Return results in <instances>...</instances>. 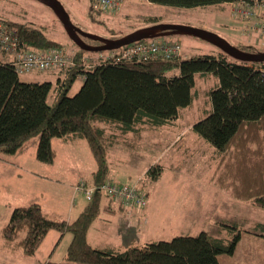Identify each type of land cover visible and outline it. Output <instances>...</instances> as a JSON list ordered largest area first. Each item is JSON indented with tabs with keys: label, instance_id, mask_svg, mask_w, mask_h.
Here are the masks:
<instances>
[{
	"label": "trees",
	"instance_id": "16d2710c",
	"mask_svg": "<svg viewBox=\"0 0 264 264\" xmlns=\"http://www.w3.org/2000/svg\"><path fill=\"white\" fill-rule=\"evenodd\" d=\"M146 1L177 8L220 4L253 8L264 3V0ZM89 13L95 20L107 12L92 4ZM2 27L16 36L19 48L24 51L64 47L50 39L44 27L0 17ZM71 43L77 48L78 57L83 53L93 56L94 53L84 52ZM247 48L249 52L257 51L252 45ZM176 69L178 75L173 74ZM48 72L55 74L54 84L23 82L9 56L0 51V158L16 155L38 137L36 159L52 165L56 158L53 139L65 142L84 139L97 164L89 183L97 188V193L92 201L87 200L85 210L73 222L51 218L39 203L15 207L1 231L4 248L20 249L24 255L33 256L54 230L61 236L71 233L72 240L64 262L45 264H219L220 255L234 253L242 237L235 224L224 225L227 237L222 232L213 236L203 231L196 236H176L170 241L135 243L123 251L95 248L88 235L101 211L110 210L103 207L101 187L110 180L108 155L114 143L129 133L139 132L143 126H173L180 109L192 103L197 75H213L218 80L210 92L211 114L192 128L216 150L221 160L215 182L234 199L264 209V62L239 61L222 51L188 59L100 61L91 69L76 65ZM81 75L84 82L80 90L69 96L73 83ZM53 86L58 100L50 106L48 98ZM162 171L156 164L147 176L157 181ZM108 201L115 204L111 199ZM254 233L264 238V225Z\"/></svg>",
	"mask_w": 264,
	"mask_h": 264
},
{
	"label": "rangeland",
	"instance_id": "374dc122",
	"mask_svg": "<svg viewBox=\"0 0 264 264\" xmlns=\"http://www.w3.org/2000/svg\"><path fill=\"white\" fill-rule=\"evenodd\" d=\"M60 1L77 27L104 38H120L156 24H177L213 32L244 50H249L247 47L252 45L257 51L264 52L263 22L255 17L247 21L238 18L235 5L231 8L227 4L177 8L146 0H123L120 12L105 13L100 17L96 16L94 20L89 13L93 4L91 0ZM0 17L38 28L44 27L50 39L64 45L61 49L78 53L53 11L38 0H0ZM168 39L181 44L182 59L222 53L216 46L195 37L171 36ZM173 74L178 75L179 70L176 69ZM19 78L23 82L51 81L53 84L56 80L55 74L51 72L24 74ZM214 79L213 75L195 77L192 103L180 109L173 126L147 127L138 136L119 138L108 157L109 179L119 184L134 185L147 193L151 220L148 225L136 228L126 238L127 241H170L176 236H196L203 231L213 236H220L222 232L227 237L224 225L235 224L244 240L236 246L233 254L220 255L219 264H264V240L255 243L247 238V233L261 231L264 209L234 199L228 190L216 184V177L222 167L221 160L216 150L191 129L196 122L211 114L210 92L218 84V80L215 83ZM83 82L84 76L81 75L73 83L68 95H76ZM54 89L55 86L48 98L50 106H54L58 100ZM37 142L38 137H35L28 142L25 152L5 158L6 162L11 160L15 164L0 162V264H45L48 259L64 262L71 242V233L62 240L59 239L60 234L53 230L33 256L24 255L20 249L11 251L4 248L1 225L5 218V223L9 220L6 217L7 207L9 212L14 206L24 204L18 199L31 198L30 200L42 202L51 218L57 220L67 217L72 211H82L89 203L82 194L73 195L75 185L81 181L89 184L92 172L97 168L87 141L79 139L63 143L59 139H53L52 147L58 153V160L54 165L36 160L34 148ZM17 161L23 164L18 166ZM156 164L162 167V176L159 180L152 181L147 172L153 167L151 165ZM3 169L4 179L1 178ZM16 175L21 177L16 178ZM58 197L59 201L55 202ZM106 200L108 199L103 196L102 201ZM10 203L13 204L11 208ZM121 215L122 212L117 218L118 230L115 215L101 211L89 234L90 242L95 248L116 247V250L123 251L130 246L128 244L125 247L123 240L120 243L122 238L119 231L123 236L130 235L134 228L135 214L132 217L133 227L128 233H124L120 224ZM104 222L108 226L106 232L99 227ZM146 222L145 217L144 223ZM118 236L120 239H117Z\"/></svg>",
	"mask_w": 264,
	"mask_h": 264
},
{
	"label": "built area",
	"instance_id": "2783aa9c",
	"mask_svg": "<svg viewBox=\"0 0 264 264\" xmlns=\"http://www.w3.org/2000/svg\"><path fill=\"white\" fill-rule=\"evenodd\" d=\"M92 3L107 13H117L122 9L123 0H92ZM263 12L259 15V8ZM236 15L242 20L262 16L264 19V3L256 4L251 8L248 5H240L235 8ZM264 29V22L262 24ZM0 51L5 52L10 59L15 71L19 75L34 72L61 71L71 69L76 65H82L91 69L100 61L122 62V61H150L157 58L172 59L180 57L181 44L172 39H156L136 42L120 49L94 53L89 56L83 53L78 57L77 51L65 52L63 49L54 48L47 51L21 50L16 36L6 30L0 29ZM104 197L111 199L116 205L122 207L120 224L124 233H128L133 227V215L141 212L147 206V193L141 191L134 185L119 184L108 180L102 187ZM97 193V188L88 185L84 181L74 187V195L82 194L86 200L92 201Z\"/></svg>",
	"mask_w": 264,
	"mask_h": 264
},
{
	"label": "water",
	"instance_id": "95a60500",
	"mask_svg": "<svg viewBox=\"0 0 264 264\" xmlns=\"http://www.w3.org/2000/svg\"><path fill=\"white\" fill-rule=\"evenodd\" d=\"M38 1L53 11L60 24L63 26L68 38L84 52L98 53L116 50L147 39H157L171 36H191L216 46L221 51L236 60L251 63L264 62V52L246 51L240 47L232 45L226 39L213 32L187 25L156 24L150 27L138 29L128 35L115 39L89 34L73 23L69 12L60 0ZM84 39L97 42L100 45L89 44L85 42Z\"/></svg>",
	"mask_w": 264,
	"mask_h": 264
},
{
	"label": "crops",
	"instance_id": "0c3cea01",
	"mask_svg": "<svg viewBox=\"0 0 264 264\" xmlns=\"http://www.w3.org/2000/svg\"><path fill=\"white\" fill-rule=\"evenodd\" d=\"M228 6H230V8L232 7V5H228ZM259 10H260V13H259V15H261L262 13L261 12H263V10H262V7L261 8H259ZM255 18H258L259 19V21H261V22H264V19L262 18V16H257V17H255ZM251 20H253V18L251 19ZM263 24V23H262ZM250 25V24H249ZM257 26V25H256ZM246 27H248V26H246ZM34 73H40V72H34ZM31 74V73H30ZM215 81V83L217 82V78L215 77V79H214ZM147 127H149V126H143L141 129H140V131L139 132H137V133H129L128 135H125V136H123V137H121V138H125V139H128V137L129 136H133V135H135V136H138L141 132H143V131H145L146 130V128ZM193 128V126H191V129ZM132 134V135H131ZM61 142H63V143H67V142H65V141H62V140H60ZM129 144V146H133V144H131V143H128ZM37 146H38V142H37V145H36V143H35V148H34V151H35V153H36V150H37ZM113 149V148H112ZM111 149V150H112ZM25 150H26V147L23 149V151H21V152H19V153H17L16 155H20V154H22L23 152H25ZM56 151V150H55ZM111 152V151H110ZM109 152V153H110ZM15 155V156H16ZM108 157H109V155H108ZM6 158H8V157H6ZM10 158V157H9ZM12 158V157H11ZM14 158H16V157H13V159ZM37 160V159H36ZM57 160H58V153H57V151H56V158H55V162H54V164H56V162H57ZM5 162L6 164H9V163H11V164H13L14 162L13 161H11V160H9L8 162H6L5 161V158L4 159H1L0 158V162ZM15 164V163H14ZM18 164V166H21L22 164H23V162H20V161H17V163H16V165ZM53 164V165H54ZM151 166H154V165H151ZM150 166V167H151ZM149 167V168H150ZM148 171V170H147ZM146 171V172H147ZM94 173V171L92 172V174ZM2 175H1V178L2 179H4V169H3V171H2V173H1ZM21 177V175H16V178H20ZM161 178V177H160ZM91 179H92V175H91ZM90 179V180H91ZM75 185V184H74ZM73 185V186H74ZM127 185H129V184H127ZM0 194H1V192H0ZM74 195V194H73ZM18 196V195H17ZM20 197H21V195H19ZM22 198H20V199H18L19 201H23L24 202V204H20V205H16V206H14L13 208H12V210L10 209L9 210V212H8V207L6 208V211H7V214H6V217H7V219H8V217L10 218V216L9 215H11V213H12V211H13V209L15 208V207H19V206H27V205H29V204H32V203H39L41 206H42V208H43V210H44V212H46L49 216L51 215L49 212H48V210H46V208L44 207V205H43V203L42 202H40V201H37V200H30L29 198H24V199H22ZM57 201H59V197L56 199V201L55 202H57ZM102 203H103V207L104 208H107V207H109L110 208V210L109 211H107V213H109V214H114L115 215V217H116V219H115V223H116V225H117V218H118V215H120V213L122 212L123 213V210L124 209H122V208H119L118 207V205H115V204H112L110 201H108V200H106V201H102ZM12 205L13 204H9V206H10V208L12 207ZM86 208V207H85ZM85 208L82 210V211H79V212H74V211H72L71 213H69L68 214V216L66 217V216H63L64 218H62V219H60V220H66V221H68V222H73L78 216H79V214H81L84 210H85ZM121 209V210H120ZM106 212V211H105ZM194 214H196V215H199V214H197V213H194ZM202 215V214H201ZM149 216H151V214H149V204L147 205V207H146V209H145V211L141 214V212L140 213H137L136 214V212H135V218H134V228H133V230H132V232L130 233V235H127V236H123L122 234H121V232L119 231V235L121 236V238L122 239H120V237L118 236L117 237V239H120V243L122 244V240H123V245L126 247L128 244L131 246V245H133V244H135V243H138V242H135L136 240H134V239H131V240H129V241H127L126 240V238H128V237H130L132 234H133V232L136 230V228H138V229H140L141 227H143V225H148L149 224V222H150V220H151V217L149 218ZM192 216V215H191ZM50 217H52V216H50ZM146 217L147 218V222L146 223H144V218ZM54 219V218H53ZM55 220H57V219H55ZM5 221H7L6 220V218H5V220H4V222H3V225H1V231H2V229H3V227L5 226ZM107 222H108V220H107ZM99 227H101L104 231L108 228V226L105 224V222L104 223H102V225L101 226H99ZM117 228H118V230H119V227H118V225H117ZM57 232V231H56ZM106 232V231H105ZM104 232V233H105ZM60 234V233H59ZM68 233H66V234H64L63 236H61V234H60V236H59V239H62V240H64V238H66V235H67ZM89 234H90V232H89ZM106 234V233H105ZM49 235V234H48ZM48 235H47V237H48ZM72 236V235H71ZM113 236H115V235H113ZM47 237L45 238V240L44 241H46V239H47ZM107 237L109 238L110 237V235H107ZM88 238H89V242H90V237H89V235H88ZM247 238H248V240L249 241H251V242H255V243H259V242H263V240H264V238L263 237H261L260 235H258V234H255V233H247ZM58 239V240H59ZM71 240H72V237H71ZM70 240V241H71ZM243 237H241V239H240V241H239V243L237 244V245H239L240 243H242L243 242ZM129 242V243H128ZM91 243V242H90ZM140 244H143V243H140ZM130 246H128L127 248H129ZM112 247H114V246H112ZM126 248V249H127ZM68 249V248H67ZM114 249H116V247H114ZM126 249H124V250H126ZM48 261H50V259H48L47 260V262Z\"/></svg>",
	"mask_w": 264,
	"mask_h": 264
},
{
	"label": "flooded vegetation",
	"instance_id": "af4514ba",
	"mask_svg": "<svg viewBox=\"0 0 264 264\" xmlns=\"http://www.w3.org/2000/svg\"><path fill=\"white\" fill-rule=\"evenodd\" d=\"M84 40H85V42H87V43H89V44H92V43L89 42L90 40H88V39H84ZM92 45H100V44L97 43V42H95V44H92Z\"/></svg>",
	"mask_w": 264,
	"mask_h": 264
}]
</instances>
